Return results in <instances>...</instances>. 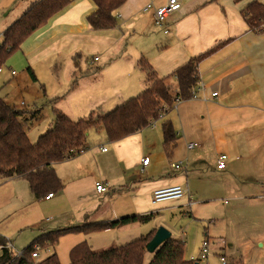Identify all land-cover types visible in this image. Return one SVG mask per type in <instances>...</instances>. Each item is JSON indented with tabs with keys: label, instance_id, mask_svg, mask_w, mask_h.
I'll use <instances>...</instances> for the list:
<instances>
[{
	"label": "crops",
	"instance_id": "crops-1",
	"mask_svg": "<svg viewBox=\"0 0 264 264\" xmlns=\"http://www.w3.org/2000/svg\"><path fill=\"white\" fill-rule=\"evenodd\" d=\"M35 1L0 0V43L5 28ZM251 1L264 4V0H180V9L170 13L163 27H158L153 22L154 11L167 0H125L113 12L116 25L96 30L87 21L96 10L94 1L70 0L8 58L10 65L34 72L41 91L36 93L42 94L45 106H55L70 116L63 105L69 107L68 101L83 92L93 95L92 105L99 106L104 95L119 91L111 107L138 94L145 80V72L138 65L140 59H146L158 76L166 77L175 94L173 72L190 58L217 46L199 62L197 96L179 101L174 107L175 116L170 120L177 140L170 151L163 148L162 130L158 131L159 139L152 141V134L144 135L142 129L111 142V152L85 150L53 164L64 184L58 194L72 203L71 225L111 221L130 214H149L153 219L160 210L169 215L180 206L181 211L191 213L196 201L189 178L214 161L215 170L225 171L227 163L224 169L217 168L220 153H226L228 160L229 152H240L242 156L234 159L242 157L243 166L249 169L243 172V183H257L254 161L264 158V32L250 30L242 16V9ZM148 3L151 7L144 10ZM63 66L72 69L74 84L63 77ZM9 73L16 75L14 70ZM214 92L216 95H212ZM1 98L27 113L40 114L36 105L24 109L28 105L24 100ZM189 143L192 148L187 147ZM144 157L149 158L146 165L141 162ZM178 162L179 169L171 166ZM97 182L106 190H96ZM176 184L188 187L192 204L188 205V195L152 202L153 190ZM58 194L44 199L51 200ZM158 227L152 223L144 230L140 222H134L100 232H79L75 244L86 241L92 249H102L125 244ZM96 234L100 237L93 239ZM170 235L185 244L184 239ZM216 245L217 240L212 241L211 249ZM218 255L226 258L225 254Z\"/></svg>",
	"mask_w": 264,
	"mask_h": 264
},
{
	"label": "trees",
	"instance_id": "trees-1",
	"mask_svg": "<svg viewBox=\"0 0 264 264\" xmlns=\"http://www.w3.org/2000/svg\"><path fill=\"white\" fill-rule=\"evenodd\" d=\"M93 1L96 10L87 17L90 27L96 30L114 27L116 19L113 12L125 0ZM69 2L70 0H36L31 3L2 33L0 67L33 31L44 25ZM241 12L250 30L264 32L263 3L251 1ZM216 48L217 46L190 58L173 72L172 76L177 83L175 94L166 77L158 76L146 59H140L138 65L145 72V80L144 88L138 94L111 110L97 115L90 113L75 120L52 106V125L39 134L35 141L30 140L23 122L26 118L33 122L39 113H27L0 97V183L11 178H24L37 199L44 198L48 193H60L64 184L53 164L84 152L90 129L103 131L107 141L117 142L146 128L156 118L174 108L177 102L193 98L199 82V62ZM27 70L36 81L34 72L30 68ZM161 130L163 148L168 152L176 143L177 133L170 119L162 122ZM149 218V214H130L111 221L86 222L46 230L17 255L13 253L11 240L0 233V264H62L54 250L61 236L73 232H100L134 222L143 223ZM154 232L152 230L125 244H112L102 249H92L86 241H81L69 250L67 264H194V261L184 256V242L173 237L159 245L152 252L149 261L145 262L146 247ZM35 245H39L40 250L52 248L53 252L44 258H32ZM225 264L243 263L229 261Z\"/></svg>",
	"mask_w": 264,
	"mask_h": 264
},
{
	"label": "rangeland",
	"instance_id": "rangeland-1",
	"mask_svg": "<svg viewBox=\"0 0 264 264\" xmlns=\"http://www.w3.org/2000/svg\"><path fill=\"white\" fill-rule=\"evenodd\" d=\"M3 66L0 72V96L15 101L24 100L28 104L24 108L26 110L35 107L33 105L40 108L36 120L31 122L30 118H26L23 122L30 140L35 141L38 135L45 132L53 122V111L49 106L44 105L42 94L36 93V91L41 92L39 83L32 79L26 68L18 69L10 65L9 59ZM11 70H14L16 75H11L9 73ZM62 72L63 77L65 79L68 77L71 84L75 79L72 78V69L63 66ZM130 72L132 74V71ZM80 77L79 75L77 80ZM118 94L119 91H115L111 95H104V102L96 106L92 105V102L95 103L94 96H88L83 92L73 97L71 102L68 101L69 107L65 104L63 106L75 120L79 116H87L90 113L97 115L111 110ZM63 103H66V100L60 104ZM174 110L175 108H172L168 113L156 118L155 125L144 128V135L151 133L154 137L150 140H158L161 123L171 119L170 116H175ZM86 144V150L89 152H98L102 147L109 152L112 150L111 142L107 141L103 131L90 129ZM206 150L212 154V151ZM229 153L231 157L226 161L225 171L215 170L214 161L206 163L203 171L197 170L196 174L189 178L188 184L195 191L196 201V204L191 206V213L181 211V206L180 210L169 215L166 211L160 210L158 214L155 213L153 219H148L141 225L147 230L146 228L153 223L154 226L166 228L174 237L184 239L186 259L198 257L199 246L206 237L205 233L211 242L217 240L214 248L216 250L211 249L208 262L196 264H222L219 261V253L225 254L227 262L264 264V158L254 161L257 183L253 181L243 183V179L246 178L243 172L246 173L249 169L243 166L242 157L238 160L234 159L236 155L242 156L240 152ZM250 166L252 163L247 165L248 168ZM236 170L238 173H235ZM197 190H199L198 194ZM69 205L72 206V203H69L67 198L65 200L62 194L55 195L51 200L37 199L31 192L27 180L8 179L0 183V233L11 240L13 253L17 255L41 232L71 225L74 216ZM76 236L79 238L80 233H68L59 238L54 250L62 264L69 262V248L77 242H75ZM92 237L93 239L100 237V234ZM89 241L93 242V240ZM50 251L53 252L52 248L39 250L37 259L44 258L51 253ZM151 256L152 253L146 250L145 262H148Z\"/></svg>",
	"mask_w": 264,
	"mask_h": 264
},
{
	"label": "built area",
	"instance_id": "built-area-1",
	"mask_svg": "<svg viewBox=\"0 0 264 264\" xmlns=\"http://www.w3.org/2000/svg\"><path fill=\"white\" fill-rule=\"evenodd\" d=\"M151 7V4L148 3L145 7L144 10H147L148 8ZM181 7V2L180 0H167V2L156 8L154 11V16H153V22L156 26L158 27H163L164 21L166 17L174 12L178 11ZM166 31V30H165ZM98 57H94V60H97ZM212 95H216V92L212 93ZM197 96V91L194 93L193 97ZM155 120L151 122L150 125H154ZM188 148H192L193 144L189 143L187 145ZM103 151L106 150L105 147L101 148ZM228 158V155L226 153H220L216 159V164L218 169H224L226 167V160ZM143 165H146L149 163V158L144 157L141 160ZM171 166L175 169L180 168V163H172ZM95 189L98 191H105L106 187L102 185V183H96L95 184ZM185 195H188V205L193 203V200L190 198L189 195V189L188 187L182 185V184H176V185H171L167 187H161L153 190L152 195H151V200L153 203H159L163 201H168V200H175L179 199L181 197H184ZM52 196V193H48L45 198H49ZM39 250L40 247L39 245H35L34 250L32 252V258H38L39 256ZM211 255V242L208 238H205L200 246V252L198 257H190V259L194 262H208V257ZM219 261L222 264H225L227 262L226 258L224 256L219 257Z\"/></svg>",
	"mask_w": 264,
	"mask_h": 264
},
{
	"label": "water",
	"instance_id": "water-1",
	"mask_svg": "<svg viewBox=\"0 0 264 264\" xmlns=\"http://www.w3.org/2000/svg\"><path fill=\"white\" fill-rule=\"evenodd\" d=\"M170 232L160 226L155 230V233L153 234L152 238L147 244L146 249L150 252H153L156 248L159 247L165 240H167L170 237Z\"/></svg>",
	"mask_w": 264,
	"mask_h": 264
}]
</instances>
